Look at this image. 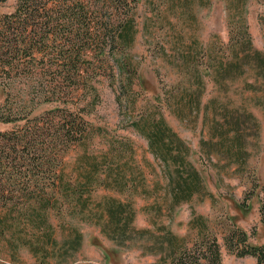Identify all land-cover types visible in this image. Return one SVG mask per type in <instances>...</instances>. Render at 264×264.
<instances>
[{
    "label": "rangeland",
    "instance_id": "rangeland-1",
    "mask_svg": "<svg viewBox=\"0 0 264 264\" xmlns=\"http://www.w3.org/2000/svg\"><path fill=\"white\" fill-rule=\"evenodd\" d=\"M132 13L56 206L39 222L0 207V264H169L203 232L221 264H255L224 237L232 222L264 243V0H138Z\"/></svg>",
    "mask_w": 264,
    "mask_h": 264
},
{
    "label": "trees",
    "instance_id": "trees-1",
    "mask_svg": "<svg viewBox=\"0 0 264 264\" xmlns=\"http://www.w3.org/2000/svg\"><path fill=\"white\" fill-rule=\"evenodd\" d=\"M137 1L16 0L11 11L0 10V122L11 125L0 130L1 208L39 222L58 203L63 157L93 133L86 114L96 102L95 82L100 69L110 67ZM81 92L89 96L83 104ZM193 187L186 183L185 199ZM261 190L264 225V185ZM71 194L65 197L76 199ZM253 194L240 205L246 207ZM230 223L226 248L264 264V243H252ZM204 233L173 248L169 264H221L220 244Z\"/></svg>",
    "mask_w": 264,
    "mask_h": 264
}]
</instances>
